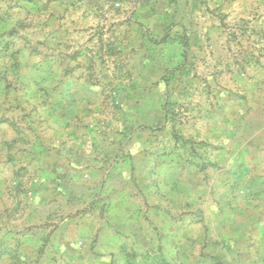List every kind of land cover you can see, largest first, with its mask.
I'll use <instances>...</instances> for the list:
<instances>
[{"label": "rangeland", "instance_id": "obj_1", "mask_svg": "<svg viewBox=\"0 0 264 264\" xmlns=\"http://www.w3.org/2000/svg\"><path fill=\"white\" fill-rule=\"evenodd\" d=\"M0 264H264V0H0Z\"/></svg>", "mask_w": 264, "mask_h": 264}]
</instances>
